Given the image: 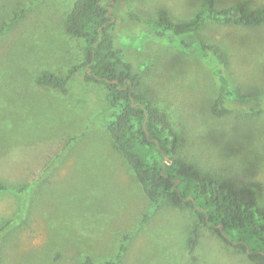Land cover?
Segmentation results:
<instances>
[{"label": "rangeland", "instance_id": "1", "mask_svg": "<svg viewBox=\"0 0 264 264\" xmlns=\"http://www.w3.org/2000/svg\"><path fill=\"white\" fill-rule=\"evenodd\" d=\"M71 1L0 0V23L19 14L0 33V182L9 187L0 192V264H80L85 254L103 261L137 226L118 264H264L203 226L189 253L191 213L163 200L152 207L103 124L105 88L84 80L83 67L70 76L66 95L35 82L40 71L66 75L82 59L79 38L63 27ZM200 2L116 0L115 45L140 71L136 89L168 113L181 156L252 185L264 209V23L198 31L227 52L230 82L246 96L216 117L206 70L148 36L140 21L154 19L158 8L184 21ZM26 186L22 193L10 189Z\"/></svg>", "mask_w": 264, "mask_h": 264}, {"label": "trees", "instance_id": "2", "mask_svg": "<svg viewBox=\"0 0 264 264\" xmlns=\"http://www.w3.org/2000/svg\"><path fill=\"white\" fill-rule=\"evenodd\" d=\"M115 3L116 0H72L63 27L69 36L79 38L82 59L66 75L40 71L34 77L35 82L66 95L70 76L83 67L84 80L105 88L108 111L103 124L152 207L163 200L191 213L189 253L194 251L197 230L203 226L217 233L225 243L244 251L248 258L264 261V209L258 203L255 188L249 184L237 185L181 156V139L168 113L152 97L136 89L140 71L124 59L121 49L115 45ZM18 16L14 13L12 18L1 22L0 33ZM140 21L147 28L148 36L192 56L206 70L215 90L209 106L212 115L225 116L231 111L232 102L246 98L230 82L227 52L216 43L202 40L197 33L205 24H263L264 5L252 8L250 0H239L219 8L216 0H201L187 20L175 21L166 9L158 8L154 19ZM28 188L10 189L22 193ZM7 189L0 182V192ZM137 227L122 235L113 257L98 262L85 254L80 264H118Z\"/></svg>", "mask_w": 264, "mask_h": 264}]
</instances>
